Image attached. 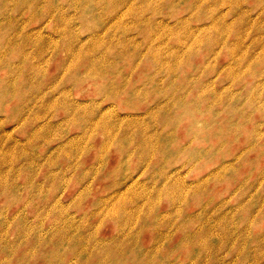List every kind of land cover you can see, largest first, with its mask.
<instances>
[{
    "label": "rangeland",
    "instance_id": "1",
    "mask_svg": "<svg viewBox=\"0 0 264 264\" xmlns=\"http://www.w3.org/2000/svg\"><path fill=\"white\" fill-rule=\"evenodd\" d=\"M0 264H264V0H0Z\"/></svg>",
    "mask_w": 264,
    "mask_h": 264
}]
</instances>
